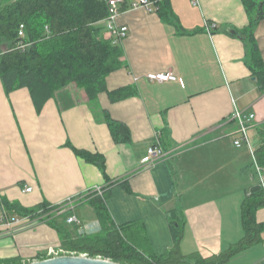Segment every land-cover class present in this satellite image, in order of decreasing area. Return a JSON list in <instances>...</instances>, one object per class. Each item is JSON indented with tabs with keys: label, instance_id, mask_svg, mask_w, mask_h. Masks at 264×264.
Masks as SVG:
<instances>
[{
	"label": "crops",
	"instance_id": "obj_1",
	"mask_svg": "<svg viewBox=\"0 0 264 264\" xmlns=\"http://www.w3.org/2000/svg\"><path fill=\"white\" fill-rule=\"evenodd\" d=\"M170 11L166 19L140 6L121 11L123 65L106 77L95 102L69 85L38 113L27 88L8 93L0 79V264H27L63 248L46 214L20 216L4 200L23 208L48 203L73 234L94 233L101 229L97 187L107 192L114 225H132L155 255L173 246L176 220L185 256L216 255L243 237L241 204L259 182L253 152L264 125V89L249 67L247 42L235 33L249 16L243 0H170ZM253 33L264 64V18ZM157 71H172L178 81L146 77ZM126 87L135 93L111 98ZM235 110L255 115L240 145ZM104 114L129 129V141L113 138ZM157 134L166 155L142 164ZM73 148L100 154L105 174ZM24 185L32 191L22 192ZM4 212L19 222L6 225ZM71 215L78 224L66 222ZM255 219L264 223V207ZM261 236L225 264H264Z\"/></svg>",
	"mask_w": 264,
	"mask_h": 264
},
{
	"label": "trees",
	"instance_id": "obj_2",
	"mask_svg": "<svg viewBox=\"0 0 264 264\" xmlns=\"http://www.w3.org/2000/svg\"><path fill=\"white\" fill-rule=\"evenodd\" d=\"M151 1L162 18H169L170 0ZM129 2L124 0L120 10L129 8ZM243 3L249 24L235 33L247 42L249 67L264 89V64L253 33L255 25L264 18V0H243ZM107 15L103 0H0V79L6 92L27 88L38 113L55 91L71 84L80 88L89 102H95L98 94L107 90L106 77L123 65L121 46L103 35V20ZM21 25L24 36L19 35ZM134 93L133 88L126 87L110 92V96L119 100ZM103 120L116 141L130 140L129 129L124 124L109 114H104ZM258 135L254 161L256 166L264 168V125L258 128ZM73 150L105 174V161L100 154ZM106 195L103 191L102 196L94 199L101 223L97 232L73 234L65 222L55 216L46 217L59 232L66 252L120 264H225L238 252L262 241L264 223L255 219L256 209L264 207V185L260 182L246 190L241 204L243 237L227 250L209 257L197 253L185 256L180 252L183 232L177 220L171 226L173 246L161 255L153 254L146 238L132 225H114L105 205ZM3 204L27 218H37L56 208L48 203L30 208L11 205L7 200ZM5 264L22 263L12 260Z\"/></svg>",
	"mask_w": 264,
	"mask_h": 264
},
{
	"label": "built area",
	"instance_id": "obj_3",
	"mask_svg": "<svg viewBox=\"0 0 264 264\" xmlns=\"http://www.w3.org/2000/svg\"><path fill=\"white\" fill-rule=\"evenodd\" d=\"M108 8V15L103 20L105 31L110 35L114 43H119L122 39H124L127 35V27L123 25H118L117 20L121 13V6L124 0H103ZM144 7L147 10H156L154 2L151 0H130L129 9L135 7ZM19 35L24 36L23 26H20ZM146 77L151 81H178V76L174 74L172 71H157V72H149L146 74ZM233 117L238 121L240 138L234 141L235 145H240L243 139L247 138L248 133V125L254 119L255 115L253 113H246L235 110L233 112ZM155 141L148 147V152L146 157L141 161L142 164H149L157 159H160L166 155V151L161 146L159 134H157ZM256 174L258 176L259 182L264 185V168L255 167ZM32 186L24 185L22 187V192H30L32 191ZM96 191L102 196L103 189L100 187L96 188ZM3 221L6 225H10L12 223L19 222V219L15 216L10 217L7 212L3 213L2 216ZM66 222L69 224H78L79 220L76 216L71 215L66 218ZM87 227L83 228V231L87 230ZM74 255L73 253L66 252L63 248L59 250L49 249L47 252V256L54 257L59 255ZM48 257V258H49Z\"/></svg>",
	"mask_w": 264,
	"mask_h": 264
},
{
	"label": "water",
	"instance_id": "obj_4",
	"mask_svg": "<svg viewBox=\"0 0 264 264\" xmlns=\"http://www.w3.org/2000/svg\"><path fill=\"white\" fill-rule=\"evenodd\" d=\"M27 264H120L109 259L89 257L86 255H59L35 260Z\"/></svg>",
	"mask_w": 264,
	"mask_h": 264
},
{
	"label": "rangeland",
	"instance_id": "obj_5",
	"mask_svg": "<svg viewBox=\"0 0 264 264\" xmlns=\"http://www.w3.org/2000/svg\"><path fill=\"white\" fill-rule=\"evenodd\" d=\"M71 86H74L75 88H78V87H76L75 85H72L71 84ZM78 90H80V88H78ZM247 113V112H246ZM243 142V141H242ZM104 191V190H103ZM57 212H59V209H56V208H53L52 209V212H49V213H47L45 216L46 217H52V216H55L54 214H56ZM51 213V214H50ZM79 233H82L81 231L79 232ZM49 256H46V258H48ZM46 258H44V259H46Z\"/></svg>",
	"mask_w": 264,
	"mask_h": 264
}]
</instances>
